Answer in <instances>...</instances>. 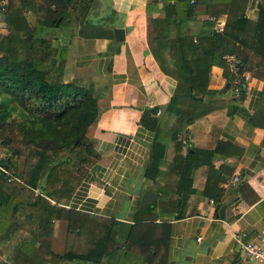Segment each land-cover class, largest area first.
<instances>
[{
  "label": "trees",
  "instance_id": "trees-1",
  "mask_svg": "<svg viewBox=\"0 0 264 264\" xmlns=\"http://www.w3.org/2000/svg\"><path fill=\"white\" fill-rule=\"evenodd\" d=\"M2 1L0 11L5 7L9 30L0 34V164L16 169L20 158L22 168L14 173L18 179L9 180L0 172V255L6 258L0 264H58L61 259L75 264H168L169 221L182 216L184 201L155 195L165 193L167 185L161 183L167 172L160 168L165 145L156 139L144 170L145 181L152 184L142 188L132 222L58 205L68 204L97 155L84 133L96 118L98 96L91 84L63 80L55 48L49 36L41 33L61 23L81 22L93 0ZM247 1L146 3L147 11L161 9L164 13L162 18L151 19L157 28L152 54L162 70L178 77L176 87L184 86L174 90L165 104V111L175 115L171 140L174 157L182 165L177 171V190L187 180L190 167L201 162L196 152L180 153L178 130L181 121L191 123L208 112L210 106L203 97L218 92L208 88L211 66H222L228 80L223 55L233 52L235 43L255 47L264 57V0L254 21L246 16ZM201 3L209 15L226 13L221 31L208 19L196 34L190 31L193 6ZM28 8L37 15L34 27L23 14ZM149 111L143 110L140 123L156 132L159 123ZM173 207L178 210L173 212ZM60 210L67 221L62 254L54 252L46 239L39 240L42 224L58 217ZM12 238L15 242L10 247L3 244Z\"/></svg>",
  "mask_w": 264,
  "mask_h": 264
},
{
  "label": "crops",
  "instance_id": "crops-1",
  "mask_svg": "<svg viewBox=\"0 0 264 264\" xmlns=\"http://www.w3.org/2000/svg\"><path fill=\"white\" fill-rule=\"evenodd\" d=\"M149 1L93 0L81 22L61 23L41 33L49 36L55 48L63 80L91 84L98 96L96 118L84 133L97 155L68 204L58 205L132 222L142 188L152 184L145 181L144 170L156 139L165 145L160 168L167 172L161 181L167 185L165 193L155 195L184 201L182 216L169 221L168 264H233L237 235L264 245V57L255 47L235 43L232 53L243 61L248 75L243 96L225 87L228 80L222 66H211L208 88L218 92L204 95L208 112L191 123L181 121L178 130L180 153L189 149L201 162L190 167L187 180L177 190L182 165L174 157L171 140L175 115L165 111V104L174 90L184 86L176 87L178 77L162 70L152 54L157 28L151 19L164 13L147 11ZM262 1H247L249 19H257ZM5 10L0 11V34L9 30ZM23 14L34 27L36 13L28 8ZM191 16L190 31L196 34L209 14L201 3L193 6ZM217 17L225 21L226 13ZM117 27L123 29L122 39L116 38ZM144 109L157 118L156 132L140 123ZM233 176L238 180L233 182ZM59 213L42 224L39 240L46 239L54 252L62 254L67 221L62 210ZM14 242L12 238L3 244L10 247ZM0 259L6 261L4 255ZM58 264L75 263L61 259Z\"/></svg>",
  "mask_w": 264,
  "mask_h": 264
},
{
  "label": "built area",
  "instance_id": "built-area-1",
  "mask_svg": "<svg viewBox=\"0 0 264 264\" xmlns=\"http://www.w3.org/2000/svg\"><path fill=\"white\" fill-rule=\"evenodd\" d=\"M208 20H213V28L216 31H221L224 25V20L209 15ZM223 57L227 63V70L229 71V88L235 95L239 94L248 77L243 68L241 60L232 52L225 53ZM0 172L4 173L9 180L18 179L17 176L6 166L0 164ZM233 182L238 180V176H233ZM209 202H213L210 199ZM197 240L200 236L196 237ZM237 258L233 264H248L249 262H256L264 264V245L252 239H243L240 235L235 237Z\"/></svg>",
  "mask_w": 264,
  "mask_h": 264
},
{
  "label": "water",
  "instance_id": "water-1",
  "mask_svg": "<svg viewBox=\"0 0 264 264\" xmlns=\"http://www.w3.org/2000/svg\"><path fill=\"white\" fill-rule=\"evenodd\" d=\"M114 31H115L116 38H118V39H122L123 38V29L122 28H118L117 27V28L114 29ZM225 87L226 88L229 87V82L228 81L226 82ZM244 90H245V88H244V85H243L242 90L240 92V96L244 95ZM222 210H223V206L220 208L221 213H222Z\"/></svg>",
  "mask_w": 264,
  "mask_h": 264
},
{
  "label": "rangeland",
  "instance_id": "rangeland-1",
  "mask_svg": "<svg viewBox=\"0 0 264 264\" xmlns=\"http://www.w3.org/2000/svg\"><path fill=\"white\" fill-rule=\"evenodd\" d=\"M1 148H2V147H1V144H0V151H1ZM17 161H18L17 166H16L17 168H16V169H13V168L11 169V170L14 171L13 173H16V172L20 171V168H22V167L20 166V164H19V163H20V158H18ZM16 174H17V173H16ZM16 174H15V175H16ZM16 176H17V175H16ZM17 177H18V176H17ZM18 178H19V177H18Z\"/></svg>",
  "mask_w": 264,
  "mask_h": 264
}]
</instances>
